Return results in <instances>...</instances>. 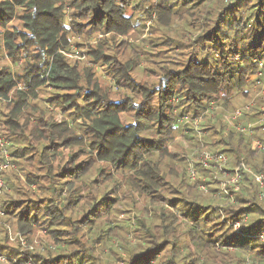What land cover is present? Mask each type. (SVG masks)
I'll return each mask as SVG.
<instances>
[{"label":"trees","instance_id":"1","mask_svg":"<svg viewBox=\"0 0 264 264\" xmlns=\"http://www.w3.org/2000/svg\"><path fill=\"white\" fill-rule=\"evenodd\" d=\"M139 29L154 34L148 52L132 46ZM74 36L89 64L72 59ZM261 64L264 0H0L2 232L51 241L46 253L13 257L4 234L0 264H264L253 176L264 172V123L247 136L227 117L245 109L235 98L251 97ZM186 116L198 130L180 123ZM205 151L227 156L230 179L239 171L226 200L212 168L189 160Z\"/></svg>","mask_w":264,"mask_h":264},{"label":"rangeland","instance_id":"2","mask_svg":"<svg viewBox=\"0 0 264 264\" xmlns=\"http://www.w3.org/2000/svg\"><path fill=\"white\" fill-rule=\"evenodd\" d=\"M131 10L128 11V15L132 14ZM135 18H136V21L141 25L148 21V20H146L144 13L142 11H140L139 9H136V8H135ZM150 24H151V21H148L146 25L149 26ZM153 36H154V34L149 33L147 30L139 29L137 32V37L131 38V42L133 40L132 46L134 48L137 47V48H141L143 50L145 49V51L148 52L150 48L147 45V43L149 40L152 39ZM77 43H80L79 46L77 45ZM75 50L78 51V53L75 54ZM86 50H87V42L84 38H80L78 36L72 37V55H73L72 59H74V60L79 59L80 60V62H79L80 66H84L86 64H89V59L85 53ZM153 53L156 54V50H153ZM169 55L173 56L174 54L169 53ZM173 57H174V60H176V61L179 58H182V56H180L179 54H176ZM145 68H146V66L143 65L140 69H138L135 72L136 77L138 79L144 78ZM96 69L108 81L112 79V77L108 74L106 69L103 66H101L100 64L96 65ZM251 79L253 80V79H255V77L253 76V77H251ZM146 80L148 81V78H146ZM150 80H151V78L149 79V81ZM248 89L251 93V97L249 99H244L241 94L235 98V102L240 104V105H243L245 107V109L238 108L235 112H233L232 114L227 116L228 119H230V118L232 119V116L235 115L237 111H241L243 113L244 110H246V109L251 110L253 107H256V106L259 107L260 112L263 111L260 114V117H258V118L263 119V116H264V102H263L264 101V76L262 77V80L257 81L255 84L250 85ZM114 92L117 94V96L119 95L118 87L115 86ZM46 93H48V92L45 89L40 91V93H39L40 103H45V100H43V99H45L47 97ZM261 100H262V103H258V101L261 102ZM217 107L218 106L216 105L215 107L212 108V110H213V112H211L212 116L215 115L214 110H215V108L217 109ZM186 117L182 118L180 123L182 125H185V124H187L189 126L191 125L194 128H196V130H198L200 122L198 121L199 123H197V121H192L188 116H186ZM238 119L235 121H238ZM256 121H254V122H256ZM249 122H253V121H249ZM239 123L244 125L243 122L239 121ZM263 123H264V121L262 122V124ZM177 142L179 143L180 146L183 145L185 150L186 149L191 150L190 144L188 143V141L185 138L179 137L177 139ZM256 145H257V142H256ZM178 150H179V148H178ZM196 153L197 152H194V153L189 152L188 154L190 155V157H193V158H189V160L194 161V158L196 157L201 162V160H202L201 156L196 155ZM224 166L225 165L218 166V168H212V170H213L212 171V173H213V176H212L213 182L212 183L214 184V186L212 188L216 189V191H217L215 193V195L226 200V197L224 195L227 194V192L230 194L229 190L227 189V186H229L230 183L233 182V180H230L229 174L224 171ZM190 168H194V165L191 164ZM32 189H33V191H37V190H35V188H32ZM6 227H7V231L2 232L3 230H2V226H1V222H0V239L4 238V234H7V241H6L7 249L5 250L4 254L10 252L13 257H17L18 254L22 255L27 250L31 251V252L37 251V252H45L46 253L47 252L46 246L47 245L49 246V244H51V241L44 234L45 233L44 231H38L37 235H35L32 238V243L28 244L25 237L22 236L16 229H14L13 226L6 225ZM21 239H23L25 241V244L22 243ZM52 250H54V248ZM4 258H5V260H0V263H7L8 262V258H6V257H4ZM13 259H14V261L17 260L16 258H13ZM27 263L28 262H22V264H27ZM29 264H31V263H29Z\"/></svg>","mask_w":264,"mask_h":264},{"label":"built area","instance_id":"3","mask_svg":"<svg viewBox=\"0 0 264 264\" xmlns=\"http://www.w3.org/2000/svg\"><path fill=\"white\" fill-rule=\"evenodd\" d=\"M78 53V51L75 50V54ZM262 66V64H261ZM259 74L261 76H264V66L261 67ZM211 105H214L212 102ZM213 108V107H212ZM242 115L241 111H237L235 115L232 116V119H229L230 124H234L233 121L237 120L240 116ZM187 118V117H186ZM198 123V120H196ZM264 121V116L263 119H261L260 122H248L247 124L242 125L241 123L236 122V128L241 131L242 133L246 134L247 136H253L255 132V128L258 126V124H262ZM262 131L264 132V127H261ZM9 141L5 138L0 136V151L5 157V162L0 165V193L3 191L5 184H4V179H3V171L7 169L10 166V152H9ZM257 146L259 149L263 148V143L260 140H257ZM201 162L204 167H209V168H218V166H222L227 164V156L224 154H218V153H212L205 151L201 154ZM224 166V167H225ZM225 171V169H224ZM226 172V171H225ZM227 173V172H226ZM229 174V173H228ZM255 177V180L257 184L259 185V198L264 199V172L262 173H255L253 174ZM191 177L193 180L196 178V172L191 169ZM239 179V171L238 169L235 172V176L231 178L230 180H233V182L230 183V185L236 183ZM227 186V185H226ZM236 189H239L237 186ZM228 194V192H227ZM4 215V211L1 209L0 205V216ZM22 243L25 244V241L23 239ZM0 260H5L4 257L0 256Z\"/></svg>","mask_w":264,"mask_h":264}]
</instances>
